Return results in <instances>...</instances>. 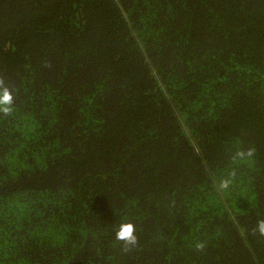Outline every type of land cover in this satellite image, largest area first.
Here are the masks:
<instances>
[{"label": "trees", "instance_id": "1", "mask_svg": "<svg viewBox=\"0 0 264 264\" xmlns=\"http://www.w3.org/2000/svg\"><path fill=\"white\" fill-rule=\"evenodd\" d=\"M0 76V264H264V0H0Z\"/></svg>", "mask_w": 264, "mask_h": 264}, {"label": "clouds", "instance_id": "2", "mask_svg": "<svg viewBox=\"0 0 264 264\" xmlns=\"http://www.w3.org/2000/svg\"><path fill=\"white\" fill-rule=\"evenodd\" d=\"M14 110L13 90L8 87L5 80L0 76V115L11 116ZM256 154L254 146L237 149L231 156L233 163L245 162L253 159ZM236 178L235 170L230 171L225 178L219 180L217 189L225 192L230 189ZM136 226L130 221H122L113 227L114 239L122 244L121 251L125 254L132 252L138 247L139 239L136 234ZM250 234L264 238V218L257 219L250 229ZM196 252L203 253L206 249L205 241H197L194 245Z\"/></svg>", "mask_w": 264, "mask_h": 264}]
</instances>
